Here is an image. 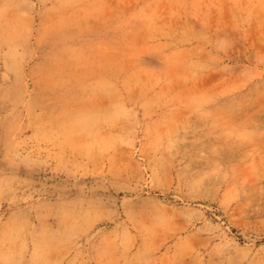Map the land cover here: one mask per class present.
Listing matches in <instances>:
<instances>
[{"label": "rangeland", "instance_id": "1", "mask_svg": "<svg viewBox=\"0 0 264 264\" xmlns=\"http://www.w3.org/2000/svg\"><path fill=\"white\" fill-rule=\"evenodd\" d=\"M0 264H264V0H0Z\"/></svg>", "mask_w": 264, "mask_h": 264}]
</instances>
